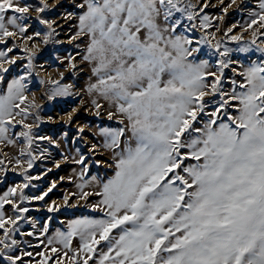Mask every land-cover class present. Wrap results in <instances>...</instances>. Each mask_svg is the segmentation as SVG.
I'll use <instances>...</instances> for the list:
<instances>
[{
    "label": "snow or ice",
    "instance_id": "6c2138e0",
    "mask_svg": "<svg viewBox=\"0 0 264 264\" xmlns=\"http://www.w3.org/2000/svg\"><path fill=\"white\" fill-rule=\"evenodd\" d=\"M0 264H264V0H0Z\"/></svg>",
    "mask_w": 264,
    "mask_h": 264
},
{
    "label": "rangeland",
    "instance_id": "374dc122",
    "mask_svg": "<svg viewBox=\"0 0 264 264\" xmlns=\"http://www.w3.org/2000/svg\"><path fill=\"white\" fill-rule=\"evenodd\" d=\"M66 173H67V169L65 168V169H62L61 172H60L59 174H66ZM53 175H56V173L54 172ZM50 178H51V177H50ZM62 187H69V188H70V186H69L68 184H64V185H62ZM70 190H71V189H70ZM53 195H57V193H53ZM85 211H88V210L85 209Z\"/></svg>",
    "mask_w": 264,
    "mask_h": 264
}]
</instances>
